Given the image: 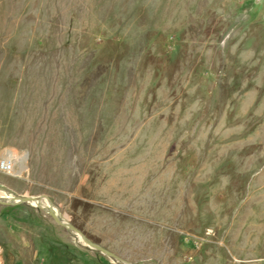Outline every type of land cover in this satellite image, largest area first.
Masks as SVG:
<instances>
[{"label":"rangeland","instance_id":"1","mask_svg":"<svg viewBox=\"0 0 264 264\" xmlns=\"http://www.w3.org/2000/svg\"><path fill=\"white\" fill-rule=\"evenodd\" d=\"M6 151L81 241L0 205V264H264V0H0Z\"/></svg>","mask_w":264,"mask_h":264},{"label":"water","instance_id":"2","mask_svg":"<svg viewBox=\"0 0 264 264\" xmlns=\"http://www.w3.org/2000/svg\"><path fill=\"white\" fill-rule=\"evenodd\" d=\"M49 200L50 199L46 195H37V196H33V197H30V198H26V199L19 198V199H14V200H7V201H4V202H3V200L0 199V205L1 206H17V205H22L23 204V205H27V206H36V203H38L39 201L47 202ZM44 211H45V216H46V218L49 221L53 222L56 225H60V226H63L65 228H67L70 231V234L73 237H75L78 241H81L80 238H79L80 235L76 236L75 233H73L71 231L72 227H71V225L69 223H67L64 220H59V219L53 218L50 215V211L48 209H45ZM81 237H82V241H83L84 245L87 246L88 248L96 250L99 253L105 255L106 257H109V258H112V259H116V260H118L120 262L125 263V261L123 259L119 258L117 255H115L114 253H112L109 250L105 249L104 247L94 243L93 241L89 240L85 236H81Z\"/></svg>","mask_w":264,"mask_h":264},{"label":"bare ground","instance_id":"3","mask_svg":"<svg viewBox=\"0 0 264 264\" xmlns=\"http://www.w3.org/2000/svg\"><path fill=\"white\" fill-rule=\"evenodd\" d=\"M7 153L5 154L4 157H10L13 162H14V167L17 166V164H22V162L24 161V159L26 158L25 155H17L12 151H6ZM27 156V155H26ZM27 160V159H26ZM20 167V166H19ZM27 168V167H26ZM0 199L4 201L7 200H14V199H19V197H16L12 194H10L8 191L6 190H2L0 189ZM40 204V202L36 203V205ZM42 205H44L46 207V209H48L50 211V215L55 218V219H59V220H64L65 219L62 217V215H60V212L58 211V209H56L54 206H52L50 201L44 202L42 203ZM39 206V205H38ZM41 207V206H40ZM42 208V207H41ZM1 253V250H0Z\"/></svg>","mask_w":264,"mask_h":264},{"label":"built area","instance_id":"4","mask_svg":"<svg viewBox=\"0 0 264 264\" xmlns=\"http://www.w3.org/2000/svg\"><path fill=\"white\" fill-rule=\"evenodd\" d=\"M0 171L8 175L13 174L14 162L10 157H3V159L0 161Z\"/></svg>","mask_w":264,"mask_h":264}]
</instances>
